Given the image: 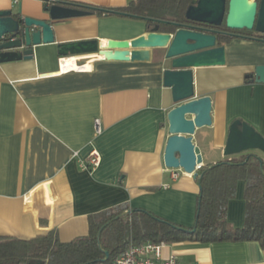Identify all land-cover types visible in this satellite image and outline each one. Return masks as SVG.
<instances>
[{
    "label": "crops",
    "instance_id": "crops-1",
    "mask_svg": "<svg viewBox=\"0 0 264 264\" xmlns=\"http://www.w3.org/2000/svg\"><path fill=\"white\" fill-rule=\"evenodd\" d=\"M75 1L118 8L134 0ZM19 5L23 16L49 19L44 0H0V9ZM51 23L54 42L35 45L30 59L0 62V236L31 239L55 229L67 242L88 234L90 216L122 205L193 225L198 181L163 159L173 107L163 68L155 59L91 60L57 51V43L133 39L149 32L145 21L86 14ZM252 34L223 42V65L193 68L195 94L212 103V123L193 136L202 165L236 155L224 154L236 119L264 137V83L249 76L264 62V43ZM92 149L99 165L81 169L79 161ZM243 192L240 180L227 205L233 227L244 224ZM162 254L175 255L180 264H264V247L254 240L165 242Z\"/></svg>",
    "mask_w": 264,
    "mask_h": 264
},
{
    "label": "water",
    "instance_id": "water-1",
    "mask_svg": "<svg viewBox=\"0 0 264 264\" xmlns=\"http://www.w3.org/2000/svg\"><path fill=\"white\" fill-rule=\"evenodd\" d=\"M45 10L49 19L23 16L20 5L16 10L0 9V62L30 59L35 45L54 42L52 21L88 14L59 4H51ZM184 17L185 21L172 23L175 27L172 32H159L155 25L148 33L130 40L90 39L57 43L56 46L60 56L89 54L91 60L97 57L126 61L155 59L163 68L162 82L171 90L173 103L167 112L169 136L164 164L198 177L200 185L202 156L193 136L196 129L212 123V103L208 95L195 94L193 68L225 63L221 37L253 38L232 31H254L258 35L256 39L264 43V0H191ZM223 23L225 29H220ZM249 76L255 82L264 83V62L256 65ZM248 150L264 152V137L248 123L236 119L229 126L224 154ZM132 211L124 210L117 217ZM105 255L104 260L108 253Z\"/></svg>",
    "mask_w": 264,
    "mask_h": 264
},
{
    "label": "trees",
    "instance_id": "trees-1",
    "mask_svg": "<svg viewBox=\"0 0 264 264\" xmlns=\"http://www.w3.org/2000/svg\"><path fill=\"white\" fill-rule=\"evenodd\" d=\"M44 1L46 7L59 4L88 14L142 19L148 31L157 25L158 31L164 33L175 30L173 22L185 21V11L191 2L134 0L126 6L110 8L75 0ZM245 35L253 36L252 31ZM231 37H221L220 42ZM199 175L195 220L191 226L171 222L142 209H133L130 214L117 217L128 209L122 205L90 216L88 234L67 242L59 240L55 229L31 239L0 236V264H111L130 246L146 241L213 243L254 240L264 247V156L242 151L230 159L202 165ZM196 179L198 181V177ZM240 180L244 182L245 219L242 227H233L227 220V205L234 198ZM105 252L108 255L104 260Z\"/></svg>",
    "mask_w": 264,
    "mask_h": 264
},
{
    "label": "built area",
    "instance_id": "built-area-1",
    "mask_svg": "<svg viewBox=\"0 0 264 264\" xmlns=\"http://www.w3.org/2000/svg\"><path fill=\"white\" fill-rule=\"evenodd\" d=\"M17 1V0H16ZM94 129L96 133L101 130L99 119L94 120ZM100 154L96 149H92L89 154L79 161V166L84 170H93L100 163ZM181 169V168H180ZM181 174L192 175L180 170ZM178 172L173 173V177L177 178ZM165 242L146 241L139 245H132L121 255L113 259L111 264H180L175 255L164 257L162 254ZM98 264H104L99 262Z\"/></svg>",
    "mask_w": 264,
    "mask_h": 264
},
{
    "label": "flooded vegetation",
    "instance_id": "flooded-vegetation-1",
    "mask_svg": "<svg viewBox=\"0 0 264 264\" xmlns=\"http://www.w3.org/2000/svg\"><path fill=\"white\" fill-rule=\"evenodd\" d=\"M220 29H225L223 26L220 27ZM237 33L238 31H232V33Z\"/></svg>",
    "mask_w": 264,
    "mask_h": 264
},
{
    "label": "rangeland",
    "instance_id": "rangeland-1",
    "mask_svg": "<svg viewBox=\"0 0 264 264\" xmlns=\"http://www.w3.org/2000/svg\"><path fill=\"white\" fill-rule=\"evenodd\" d=\"M262 154H264V152H261Z\"/></svg>",
    "mask_w": 264,
    "mask_h": 264
},
{
    "label": "bare ground",
    "instance_id": "bare-ground-1",
    "mask_svg": "<svg viewBox=\"0 0 264 264\" xmlns=\"http://www.w3.org/2000/svg\"><path fill=\"white\" fill-rule=\"evenodd\" d=\"M68 57V56H67ZM75 69H78V68H75Z\"/></svg>",
    "mask_w": 264,
    "mask_h": 264
}]
</instances>
